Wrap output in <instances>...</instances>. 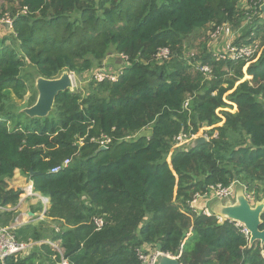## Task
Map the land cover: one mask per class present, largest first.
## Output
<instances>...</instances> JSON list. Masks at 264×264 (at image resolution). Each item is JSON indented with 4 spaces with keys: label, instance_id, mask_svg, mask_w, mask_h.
<instances>
[{
    "label": "trees",
    "instance_id": "1",
    "mask_svg": "<svg viewBox=\"0 0 264 264\" xmlns=\"http://www.w3.org/2000/svg\"><path fill=\"white\" fill-rule=\"evenodd\" d=\"M244 1L256 0H0V20H13L0 39V206L18 205L22 191L8 180L20 171L50 200L45 216L60 232L47 233L63 249L61 256L43 244L0 264H143L139 251L156 249L180 264L250 262L233 223L189 204L209 186L264 178V20L237 42L250 44L255 32L253 60L217 61L206 44L216 26L240 27ZM201 32L207 39L195 48L191 38ZM166 47L171 58L160 64L154 56ZM122 54L130 64L116 82L90 81ZM26 67L45 79L85 76L88 94L60 93L48 117L31 119L22 110L37 92L24 106L11 97L31 91ZM204 127L205 143L174 148L175 137ZM102 134L113 143L99 152L91 139ZM66 159L67 169L50 174ZM14 215L4 213V222Z\"/></svg>",
    "mask_w": 264,
    "mask_h": 264
},
{
    "label": "built area",
    "instance_id": "2",
    "mask_svg": "<svg viewBox=\"0 0 264 264\" xmlns=\"http://www.w3.org/2000/svg\"><path fill=\"white\" fill-rule=\"evenodd\" d=\"M249 7L247 9V14L245 13V19L239 29H235L231 24L225 23L221 26H216L214 30L208 33L209 40L212 43L219 41L220 39H226L224 43V51L222 52H213V56L217 61H250L253 60L259 50L260 41H256L252 39L255 36V32L251 30L249 38L246 40L250 42V44H237L242 37V32L247 28L254 27L255 21L261 19V10L260 6L263 4L261 0H256L253 2H247ZM26 8L24 9V13L26 12ZM3 24L9 25L12 28L13 20L12 19H3ZM243 43V42H241ZM120 61L122 64L121 69L129 66V58L128 56L122 54L120 55ZM171 51L169 48H160L156 52L154 59L162 64L165 61L170 60ZM205 76L208 78L211 77V68L208 65H201L198 68ZM123 70H114L111 67L104 65L101 68H98L93 75L90 77V81H95L97 83L104 82L106 80L111 82H116L119 76L122 74ZM76 89V74L74 72H70ZM185 108H188V103L185 104ZM207 136L204 135V129H202L197 134H180L174 138V148H181L186 144H190L193 140ZM85 138H78L75 145L78 146V149L84 146ZM126 139H131V137H126ZM92 142L97 143L100 146V149L107 150L109 146L113 143V137L110 135L102 134L99 137L92 138ZM72 162V159H66L60 165L54 167L50 170V174H58L61 171L67 169ZM238 187V181L232 182L229 186H224L222 184L212 185L207 188V192L201 194H196L193 200L189 203L191 209L198 214H205L208 216L215 215L208 208V204L215 200H233L236 196V190ZM22 194L20 195L18 206H21L27 198H35L39 200L43 206L45 211L48 208L50 200L48 198L43 197L41 194H38L34 191L33 182L28 184L25 188H23ZM200 202H205L206 206L202 209L198 208V204ZM14 207L11 206H0V217L6 212H12ZM43 214L40 217V220L44 218ZM217 217L218 223L223 224L226 221H230L233 223L240 232L247 238L250 237L249 230L240 223H235L231 220L225 219L221 216L215 215ZM25 217H28L25 214ZM94 224L98 229H101L104 226V219L102 217H95L93 220ZM20 223V218H17L15 224L9 226H1L0 225V260L4 261L8 257H14L16 260L20 258H25L29 256L37 247L42 246L43 244L49 245L56 253L63 256V249L61 248L59 242H53L51 240L48 241H34V240H21L18 238L16 234V228ZM56 232H60V228H55ZM162 255H167L170 257H175L179 259V256H174L169 253H163L159 250H153L150 254L139 251V258L143 264H158V260ZM61 264H67L66 261H63Z\"/></svg>",
    "mask_w": 264,
    "mask_h": 264
},
{
    "label": "water",
    "instance_id": "3",
    "mask_svg": "<svg viewBox=\"0 0 264 264\" xmlns=\"http://www.w3.org/2000/svg\"><path fill=\"white\" fill-rule=\"evenodd\" d=\"M261 19L264 20V3L260 6ZM10 29L9 25H6ZM112 55L110 54L109 57ZM75 84L73 77L70 72H63L56 79H45L36 76L35 91L37 92L36 103L28 108L22 110V112L29 118H46L54 110L55 100L60 93L63 92H74ZM207 141L205 137H199L190 143L192 148L197 147L199 144H203ZM104 149H99L101 152ZM211 206V211L213 214L221 216L225 219L231 220L235 223L243 224L252 234V237H263L264 232H259L260 226V210H251L244 199L241 197L238 189L236 191V196L233 200H215ZM158 264H180L179 259L175 257H170L167 255H162Z\"/></svg>",
    "mask_w": 264,
    "mask_h": 264
},
{
    "label": "crops",
    "instance_id": "4",
    "mask_svg": "<svg viewBox=\"0 0 264 264\" xmlns=\"http://www.w3.org/2000/svg\"><path fill=\"white\" fill-rule=\"evenodd\" d=\"M8 28L3 24V26H0V39L8 33ZM105 65L108 67H111L112 69L120 70L122 67L120 58L119 59H108L105 61ZM115 65V66H114ZM150 129L144 130V134H149ZM31 181L26 177L25 175L21 174L20 171H16L15 176L8 180V184L10 188L14 190H23L28 184H30ZM40 194V193H38ZM215 202L209 203L207 206L209 210L211 209V206ZM206 206L205 202H200L198 204V208L202 209ZM12 212H15L14 219L10 221V223H5L4 218L0 217V225L1 226H9L15 224V221L17 218H20V223L18 224L16 228V234L19 236L22 240H35V237L37 236L36 233L39 231L41 234H43V240H40V242L48 241L50 239V234L47 233V229L52 230L54 227L58 226L59 223L52 221L51 219H47L44 215L43 220H40V217L45 214V209L43 204L35 199V198H27L24 203L21 206H15L12 210ZM25 214L28 217H25Z\"/></svg>",
    "mask_w": 264,
    "mask_h": 264
},
{
    "label": "flooded vegetation",
    "instance_id": "5",
    "mask_svg": "<svg viewBox=\"0 0 264 264\" xmlns=\"http://www.w3.org/2000/svg\"><path fill=\"white\" fill-rule=\"evenodd\" d=\"M237 189L251 210H258L260 207L262 208L259 216V232H264V178L262 180L253 181H242L241 179H238ZM247 241L248 244L245 247V250L249 253L248 256H250V262L246 264H264V238H254L250 232V237Z\"/></svg>",
    "mask_w": 264,
    "mask_h": 264
},
{
    "label": "rangeland",
    "instance_id": "6",
    "mask_svg": "<svg viewBox=\"0 0 264 264\" xmlns=\"http://www.w3.org/2000/svg\"><path fill=\"white\" fill-rule=\"evenodd\" d=\"M248 7H249V4L247 3V1H244L243 4L240 6V10H241L242 15L244 17L242 19L241 25H242V23H243V21L245 19V13L247 14V12H248L247 11ZM4 19H11V17L9 16V13H7L5 15ZM2 20L3 19L0 20V26H3ZM241 25H240V27H241ZM240 27L235 28V29H239ZM8 30H10V29H8ZM10 33H11V31H8V33H6V35H4V36H8ZM191 39H193L192 40V44L195 45V48H197L201 43H203L207 39V34H206V32L205 33L201 32L200 34L195 35ZM225 42H226V39H220L219 41H217L215 43H212V42H210V40H207L206 44L209 45V50L213 54V52H222V51H224V49H225L224 43ZM27 74H30L29 77L27 78L28 79L27 81H28L29 87H31V91L29 93H27V95L25 96V98L22 101H20L14 94H11L12 99L15 100V102L17 104H19V106L26 105L28 103L32 93L35 92V83H36V76L37 75H36L35 71L32 68H29V67H26L25 71L23 72V75H27ZM90 83H91L90 81L85 79V76H78L77 75L76 76V89L75 90L76 91L78 90L83 95H87L88 94V90H89L88 87H89ZM22 117H23V120L26 121V118L24 116H22ZM204 128H206V129H204L205 130L204 134L207 135V137H208V134L206 132L209 129L207 127H204ZM48 207H49V205H48ZM56 227L59 228L60 226L58 225ZM56 227H54L53 229H55Z\"/></svg>",
    "mask_w": 264,
    "mask_h": 264
},
{
    "label": "clouds",
    "instance_id": "7",
    "mask_svg": "<svg viewBox=\"0 0 264 264\" xmlns=\"http://www.w3.org/2000/svg\"><path fill=\"white\" fill-rule=\"evenodd\" d=\"M46 212V211H45Z\"/></svg>",
    "mask_w": 264,
    "mask_h": 264
}]
</instances>
